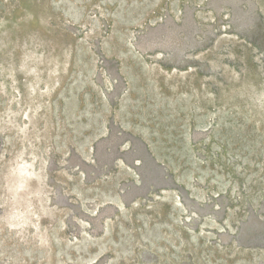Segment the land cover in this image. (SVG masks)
<instances>
[{
    "label": "rangeland",
    "instance_id": "rangeland-1",
    "mask_svg": "<svg viewBox=\"0 0 264 264\" xmlns=\"http://www.w3.org/2000/svg\"><path fill=\"white\" fill-rule=\"evenodd\" d=\"M0 264H264V0H0Z\"/></svg>",
    "mask_w": 264,
    "mask_h": 264
}]
</instances>
